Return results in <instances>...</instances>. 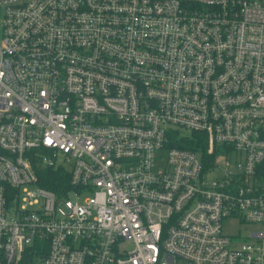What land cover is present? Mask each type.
<instances>
[{"label":"built area","instance_id":"obj_1","mask_svg":"<svg viewBox=\"0 0 264 264\" xmlns=\"http://www.w3.org/2000/svg\"><path fill=\"white\" fill-rule=\"evenodd\" d=\"M0 264H264V0H0Z\"/></svg>","mask_w":264,"mask_h":264},{"label":"trees","instance_id":"obj_2","mask_svg":"<svg viewBox=\"0 0 264 264\" xmlns=\"http://www.w3.org/2000/svg\"><path fill=\"white\" fill-rule=\"evenodd\" d=\"M172 144L187 148L193 151L204 150L206 147L205 139L200 134L191 133L187 136H178L176 132L171 134ZM38 176V184L41 187L52 190L61 194L62 191L67 187L68 184V173L62 168L58 169H48L42 166L36 168Z\"/></svg>","mask_w":264,"mask_h":264},{"label":"rangeland","instance_id":"obj_3","mask_svg":"<svg viewBox=\"0 0 264 264\" xmlns=\"http://www.w3.org/2000/svg\"><path fill=\"white\" fill-rule=\"evenodd\" d=\"M248 228L251 229L252 227L243 226L236 220H225L223 222V232L229 235L233 241L243 240ZM120 248L121 250L128 251L132 248V244L131 242H124L120 245Z\"/></svg>","mask_w":264,"mask_h":264}]
</instances>
